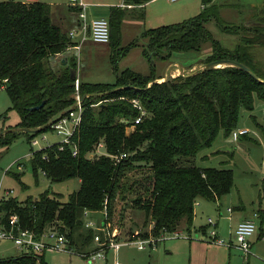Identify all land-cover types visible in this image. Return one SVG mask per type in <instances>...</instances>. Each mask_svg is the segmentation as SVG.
<instances>
[{
  "label": "trees",
  "instance_id": "trees-1",
  "mask_svg": "<svg viewBox=\"0 0 264 264\" xmlns=\"http://www.w3.org/2000/svg\"><path fill=\"white\" fill-rule=\"evenodd\" d=\"M149 1L124 0L137 6ZM215 1L203 0L204 10L192 18L144 31V53L152 63L148 74L125 68L116 71L113 83L81 81L80 91L86 97L82 121L73 137L78 155H73V144L60 149V144L54 143L43 149L31 147L30 156L36 177L42 172L52 182L78 178L80 187L65 202L60 194L49 191L25 202L4 197L0 200L4 222L17 214L23 228L40 233L54 221H62L72 243L87 250L94 231L84 228L85 209L106 208L112 222L117 219L118 204L128 200L131 206L145 211L144 227L149 228L134 233L125 230L120 220V237H158L183 227L190 229L199 200L217 202L231 191L233 170L201 167L193 158L211 146L221 130L226 136L232 135L241 110L253 111L256 97L264 101V69L253 55L255 47H264V5L252 20L231 25L220 17L222 5ZM125 11L119 6L111 8L110 43L119 42ZM212 19L226 33L240 35L235 48L223 46L214 37L207 27ZM71 44L69 35L53 22L50 4L0 2V88L6 89L11 108L21 116L16 128H39L74 105L76 59L58 68L51 64V58ZM137 45L134 41L121 47L122 52ZM207 47L212 53L204 64L214 60L228 64L157 81L154 57L168 60L175 52H202ZM233 61L247 65L256 76L231 65ZM133 98L140 100L147 113L128 132V124L140 115L130 101ZM43 101L41 108L32 109ZM49 130L52 126L41 132ZM41 132L10 131L0 135V145L8 147L22 134L32 143ZM100 142H104L108 154L90 157ZM121 152H127L128 157L115 165L109 154ZM15 175L18 178L19 174ZM14 258L0 264H44L43 254L26 253Z\"/></svg>",
  "mask_w": 264,
  "mask_h": 264
},
{
  "label": "rangeland",
  "instance_id": "rangeland-1",
  "mask_svg": "<svg viewBox=\"0 0 264 264\" xmlns=\"http://www.w3.org/2000/svg\"><path fill=\"white\" fill-rule=\"evenodd\" d=\"M202 1L160 0V2L154 4L152 10L171 13L166 15V19L163 20L151 17L147 24L145 21L142 23L144 11H138V25L134 24L130 29H126L121 46L113 43L92 44L93 51L79 52L76 58L78 73L85 80L103 83L112 82L116 71L120 72L125 68L147 73L152 66V63L148 61L149 59L146 60L142 56L147 39L138 34L143 32L144 27L147 29L179 23L196 16L204 10L201 5ZM217 2L222 5L219 10L220 17L225 23L231 25H238L252 20L258 8L264 5V0H217ZM157 6L160 8H155ZM185 9L190 10L189 15L187 17L178 16ZM207 27L214 37L227 48L233 49L240 42V35L226 33L219 26L216 19L210 20ZM132 38L134 39L132 40ZM133 41H137L138 45L132 47L128 57L123 59L127 51L122 52L121 47H127ZM189 53L201 54L203 52ZM253 55L256 62L264 69V47H255ZM160 61L163 60L154 57L155 71L163 70V63ZM11 107L12 102L8 92L5 88H0V132L16 128L21 121L19 112ZM239 129H248L249 133L234 141L232 135L226 136L225 132L221 130L213 144L203 148L193 158V162L201 167L231 169L234 172V186L228 194L222 196L217 202L201 199L198 202L203 205L202 209L199 206L200 204H197L196 207L201 209L197 216L198 222L201 224L206 223L209 218H212L217 223V231L219 230L218 224L220 229L225 226L229 230V225H235L239 219L250 216L255 218L257 230L250 237L252 242L250 252L245 253L234 245L213 243L206 236L203 235V237L199 232L196 231L195 233L193 231L191 232L192 238H168L159 242L153 249L139 250L136 246H124L118 253L121 264H264V218L261 215L259 217L253 216L256 212L261 214L260 211H264L263 100L256 97L255 107L251 112L244 108L241 110L239 125L236 130ZM45 135L47 139H44ZM35 138L39 140L37 146L29 142L24 134L8 147L0 145V200L6 196L5 198L15 197L18 201L25 202L30 197L38 198L41 193L49 191L52 195L60 194L61 200L65 202L70 194L80 187L78 178L52 182L42 172L39 173L38 177L35 176L30 164L31 147L42 149L59 142L62 137L55 131L49 130L39 133ZM107 154L106 145L104 142H100L90 152V157L95 158ZM19 163L23 164L22 168H19ZM15 174H19L18 178ZM7 191L12 192L10 195H6ZM207 205L210 208H207ZM229 208H232L231 212ZM116 214L117 219L114 218L112 226L116 225L118 227L120 220H122L124 229H132L134 233L149 228L146 227L145 229L144 227L145 211L137 206H131L128 200L118 204ZM93 215L102 218L103 214L101 211H97ZM123 227H119V229L122 231ZM84 228L86 227L84 226ZM209 228L211 230L210 226ZM219 232V237L226 243H230V241L236 243L234 233L226 231V233L220 234ZM24 253L13 241L0 240L1 260L20 256ZM41 254L44 255V264H87L77 254L54 251H46ZM114 261L115 253L111 251L108 254L107 261H99L97 264H113Z\"/></svg>",
  "mask_w": 264,
  "mask_h": 264
},
{
  "label": "built area",
  "instance_id": "built-area-1",
  "mask_svg": "<svg viewBox=\"0 0 264 264\" xmlns=\"http://www.w3.org/2000/svg\"><path fill=\"white\" fill-rule=\"evenodd\" d=\"M70 2L72 4H77L80 7H85V4L82 1L70 0ZM132 6V4H127L124 1L121 5H119V7L122 8ZM80 17L81 23L79 27L70 30L68 34L72 41L76 39L79 41V43H82L83 41L90 38L97 43L110 42L111 33L109 19L99 17L88 20L83 8L80 12ZM76 48H80V45H76ZM74 85L75 109L64 115H61L59 119L56 120L51 126L53 131L62 137V139L57 142L60 144V149H64L66 144H73V155L77 156L79 150L76 143L73 141V137L81 124L83 114V101L80 91L81 80L78 75L75 78ZM130 101L136 108L139 109L140 115L131 124H128V132L132 131L136 124L140 123L142 118L147 113L138 98L130 99ZM248 133V129L234 130L232 133V138L234 140H238L240 136ZM44 139H47L46 135L44 136ZM32 144L34 146L39 145V140L34 138L32 140ZM109 155L113 158L115 165L119 164L123 159L128 157L127 152ZM22 167L23 164L20 163L19 168ZM11 192L7 191L6 195H10ZM197 204L198 202L196 205ZM229 211H232V208H229ZM96 212L97 211L90 209H85L83 212L84 226L87 229H92L94 231L92 240L93 246L87 250L79 249L75 244L72 243L69 237V230L66 228L67 226L64 222L56 220L49 226L45 227L42 232L37 233L33 229L23 228L19 223V216L17 214L11 215L8 223L4 222L0 216V240L13 241L25 253L41 254L45 253L46 251H54L77 254L78 256L82 257L87 264H97L99 261H107L108 254L113 251L115 253V261L113 264H121L119 262L118 253L124 246H136L139 250H145L148 248L153 249L159 242L168 238H192L190 234L184 233L180 230L174 231L172 233H165L158 237L150 235L148 237L139 238H121V230L117 226H112L113 224L108 219L106 208L101 210L103 215L100 220H97L95 215H93V213ZM255 217H258V213H255ZM208 224L211 227V230L208 234V238L211 242L221 245L226 244L228 246L234 245L237 248L243 250L245 253L250 252L252 247L250 237L257 230L255 219H247L238 223L234 233L236 243H234V241L226 243L218 236L216 228L217 223L212 218L208 219Z\"/></svg>",
  "mask_w": 264,
  "mask_h": 264
},
{
  "label": "crops",
  "instance_id": "crops-1",
  "mask_svg": "<svg viewBox=\"0 0 264 264\" xmlns=\"http://www.w3.org/2000/svg\"><path fill=\"white\" fill-rule=\"evenodd\" d=\"M6 1H8V0H6ZM14 1H20V2H25V3L40 1V2L50 4L51 5V17H52L53 22L56 25L60 26L63 31H65L67 34H69L70 30L79 27V25L81 23L80 12L82 11V8H83V11L85 12L88 20H92L94 18H99V17H106L107 19H109L110 14H111V8L114 6L121 5L124 0H78V1H82L85 4V7H80L77 4H72L71 2H69V0H14ZM170 1H173V0H170ZM177 1H180V0H177ZM157 2H160V0H151L142 6L133 5L132 7H124L126 11H125V16H124V18L122 20V24H121L120 38H119L118 46L122 45L121 42L123 39V35L126 32V29L127 28L130 29L131 26H133L134 24L138 25V23H137L139 21L137 18V16H138L137 12L138 11H141V12L144 11V18L142 20V23H143V21H145L147 24L151 17L155 18L157 20L166 19V15L170 14L171 12L161 11V10H159V11L152 10L154 4H156ZM201 5L203 8L204 7L203 2L201 3ZM155 8L159 9L160 7L157 6ZM189 13H190V10L185 9V11H182L178 16L187 17L189 15ZM145 30H146V28L144 27L143 32H140L141 34H138V35L141 36ZM133 39L134 38H132V40ZM146 43L147 42H145L144 45H146ZM92 44L98 45V44H108V43H97V42H94L90 38L83 41L82 43H79L78 40L74 39L72 41V45L65 52L59 53L56 56H53L51 58V64L55 68H58L61 65L71 64L72 62H74V59L77 58L80 51L81 52L82 51H89V52L93 51L94 48H92ZM76 45H80V48H76ZM123 47H125V46H123ZM131 49L132 48H130L124 54L123 59L128 57V55L131 52ZM202 52L203 53H201V54L200 53H189V52H175L172 54L170 59L160 61L163 63L162 64L163 70L162 71H158V70L155 71V74L158 77L157 80L161 81L162 79H164L166 77V75L167 76L171 75L173 77H176L180 74H183V73L188 74V73H191L192 71H195L196 69H199L200 67H202V65H204L205 59L209 55H211V53H212L210 47H207ZM193 55H195V56H193ZM142 56H144V58L146 60L148 59L144 53V47H143ZM77 65H78V62H77ZM150 70H151V68L148 70L147 73L146 72H143V73L148 74ZM77 75L79 76L81 81L91 82L89 80H85L81 76V74L78 73V68H77ZM115 80H116V73H115L114 80L110 83H113ZM93 83H95V82H93ZM101 83H103V82H101ZM234 141H236V140H234ZM198 204H200V202H198ZM199 206L202 209L203 205L200 204ZM206 207L210 208V207H208V205ZM201 209H199L198 207L195 206V216H194V220H193V225L191 226L190 229L183 227L179 230L182 232L187 231L186 233H188L190 235H191V232L195 231V233H196V231H197V233L199 232L202 236L204 235L207 237V239H209L208 234L210 231V228H209L210 225L208 224V221L206 223H202V224L200 222H198L197 216L199 215V212L201 211ZM260 212H261V214L258 212V217L261 215L262 218H264V211H260ZM253 216L255 217V213L253 214ZM95 217L97 218V220L101 219V218L97 217L96 215H95ZM247 219H255V218L250 216V217H245V218L239 219L235 223V225L234 224L232 226L229 225V230L225 226L223 228L221 227V229H220L219 224H218V229H219L218 231H220L219 232L220 234H224V233H226V231L230 232V233H235V229H236L238 223L243 221V220H247ZM92 246H93V244H91L90 248ZM24 254H26V253H24ZM16 257H18V256H16ZM11 258H14V257H8V258L2 259V260L0 259V261L11 259Z\"/></svg>",
  "mask_w": 264,
  "mask_h": 264
},
{
  "label": "water",
  "instance_id": "water-1",
  "mask_svg": "<svg viewBox=\"0 0 264 264\" xmlns=\"http://www.w3.org/2000/svg\"><path fill=\"white\" fill-rule=\"evenodd\" d=\"M228 64L227 61H219V60H214V61H211V62H208L204 65H202V67H200L199 69H196L195 71H192L191 73H188V74H185L183 73L182 75H189V74H192V73H195L197 72L198 70H201V69H204V68H207V67H220V66H223V65H226ZM231 65H234V66H239L241 67L242 69H244L245 71L249 72L250 74L255 75V73L252 71V69L250 67H248L247 65L243 64V63H240V62H236V61H233V62H230ZM168 79V76L166 75V77L161 80V81H164ZM157 81H160V80H157ZM86 96H83L82 97V101L84 100ZM45 104V101H43L40 105H37V106H34L32 109H39L41 108L43 105ZM75 109V105H73L71 108H69L68 110L64 111L62 115L72 111ZM60 117V116H59ZM59 117H57L55 120L39 127V128H36V129H32V128H27V127H20V128H14V129H7V130H3L0 132V135H3L7 132H10V131H14V130H19V131H24V132H29V133H36V132H41L43 130H45L46 128H48L49 126H51L56 120L59 119ZM15 259V258H14ZM11 259H7L6 261H10ZM1 262V261H0Z\"/></svg>",
  "mask_w": 264,
  "mask_h": 264
}]
</instances>
